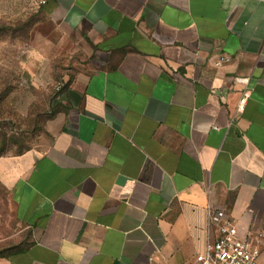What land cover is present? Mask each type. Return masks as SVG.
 I'll return each mask as SVG.
<instances>
[{
	"label": "crops",
	"instance_id": "crops-1",
	"mask_svg": "<svg viewBox=\"0 0 264 264\" xmlns=\"http://www.w3.org/2000/svg\"><path fill=\"white\" fill-rule=\"evenodd\" d=\"M44 7L88 59L47 147L0 158L29 233L0 264H199L210 208L264 263V0ZM238 76L252 89L240 114Z\"/></svg>",
	"mask_w": 264,
	"mask_h": 264
},
{
	"label": "rangeland",
	"instance_id": "rangeland-1",
	"mask_svg": "<svg viewBox=\"0 0 264 264\" xmlns=\"http://www.w3.org/2000/svg\"><path fill=\"white\" fill-rule=\"evenodd\" d=\"M87 59L73 34L47 14L44 0H0V158L47 147L48 123L64 110L61 92ZM28 238L0 181V251Z\"/></svg>",
	"mask_w": 264,
	"mask_h": 264
},
{
	"label": "built area",
	"instance_id": "built-area-1",
	"mask_svg": "<svg viewBox=\"0 0 264 264\" xmlns=\"http://www.w3.org/2000/svg\"><path fill=\"white\" fill-rule=\"evenodd\" d=\"M228 60L229 57H222L217 63L222 64ZM249 80L243 76L235 78L237 83L244 85L236 113L240 114L245 110L251 97ZM209 213L210 223L216 229V234L208 243L205 252L197 255L199 264H264L260 258V247L249 237L241 236L236 220L226 210L210 208Z\"/></svg>",
	"mask_w": 264,
	"mask_h": 264
},
{
	"label": "trees",
	"instance_id": "trees-1",
	"mask_svg": "<svg viewBox=\"0 0 264 264\" xmlns=\"http://www.w3.org/2000/svg\"><path fill=\"white\" fill-rule=\"evenodd\" d=\"M25 153V151L24 150H20L16 155H22V154H24ZM19 247V246H18ZM18 247H16V248H18ZM15 248V249H16ZM20 248V247H19ZM12 251V250H11ZM11 251H7V250H3V251H0V255L1 256H3V255H7L8 253H10Z\"/></svg>",
	"mask_w": 264,
	"mask_h": 264
}]
</instances>
